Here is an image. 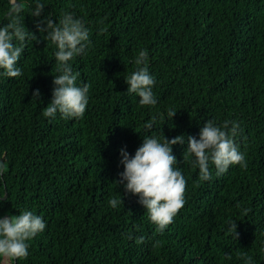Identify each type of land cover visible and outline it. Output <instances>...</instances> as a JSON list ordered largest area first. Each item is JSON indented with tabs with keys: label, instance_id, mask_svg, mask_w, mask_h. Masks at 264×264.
Here are the masks:
<instances>
[{
	"label": "trees",
	"instance_id": "1",
	"mask_svg": "<svg viewBox=\"0 0 264 264\" xmlns=\"http://www.w3.org/2000/svg\"><path fill=\"white\" fill-rule=\"evenodd\" d=\"M42 2L41 17H33L31 0H22L36 39L25 42L21 76H0V215L28 209L46 227L26 258L4 264H245V257L264 264V0ZM8 7L0 0V23ZM65 12L86 23L91 41L71 61L76 83L89 87L79 119L42 115L56 66L36 21L50 14L58 22ZM141 48L156 80L153 106L127 93L124 76ZM169 109L177 110L172 118ZM208 119L239 122L235 142L247 167L217 177L212 166L211 178L200 181L198 168L183 162L187 143L173 145L185 202L158 231L138 196L117 184L120 149L134 154L153 132L198 138ZM120 196L116 207L108 204Z\"/></svg>",
	"mask_w": 264,
	"mask_h": 264
},
{
	"label": "clouds",
	"instance_id": "2",
	"mask_svg": "<svg viewBox=\"0 0 264 264\" xmlns=\"http://www.w3.org/2000/svg\"><path fill=\"white\" fill-rule=\"evenodd\" d=\"M8 3L7 23H0V76L14 78L22 74L17 62L26 40L36 39V36L24 25L22 0H8ZM44 8L42 0H31L30 14L33 17H41ZM36 27L44 34V39L54 46L56 66L52 97L43 108L42 115L46 118H55L57 114L64 119L82 118L89 103V87L76 83L79 74L73 72L71 61L90 45L89 28L81 18L70 12L60 16L58 22H54L50 14L44 15L36 21ZM149 59L148 50L141 48L133 59L135 70L124 78L129 95L139 97L140 105L153 106L157 104L153 93L156 80L149 71ZM40 95L39 89L32 93L36 101ZM176 112L169 109L167 116L172 118ZM155 120L153 116L152 122L145 123V128L152 129ZM241 132L240 124L235 120L217 123L215 119H208L200 128L198 138L177 135L169 139L164 134L161 137L154 132L143 135L134 154H130L126 146L121 147L119 164L123 170L119 173L117 184H122L127 192L138 196V202L146 209L149 221L158 231H163L185 202L186 179L177 166L179 162L172 146L186 142L183 162L198 168L200 181H208L212 166L217 177L227 172L230 166L247 167L244 153L235 142ZM121 200L122 196L119 199L111 198L108 204L116 207ZM45 227L44 218L28 209L19 211L18 215H0V264H4L5 260L26 258L29 255V241L43 232ZM236 229V222L229 221L228 231L237 236ZM245 264H252V258L245 257Z\"/></svg>",
	"mask_w": 264,
	"mask_h": 264
},
{
	"label": "water",
	"instance_id": "3",
	"mask_svg": "<svg viewBox=\"0 0 264 264\" xmlns=\"http://www.w3.org/2000/svg\"><path fill=\"white\" fill-rule=\"evenodd\" d=\"M6 197H4L3 199H5Z\"/></svg>",
	"mask_w": 264,
	"mask_h": 264
}]
</instances>
